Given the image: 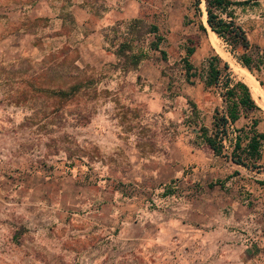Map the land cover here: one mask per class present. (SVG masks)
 <instances>
[{"label":"rangeland","instance_id":"374dc122","mask_svg":"<svg viewBox=\"0 0 264 264\" xmlns=\"http://www.w3.org/2000/svg\"><path fill=\"white\" fill-rule=\"evenodd\" d=\"M141 3L101 66L48 41L46 0H0V264H264V149L255 168L231 160L264 109L229 124L216 155L202 134L227 104L184 65L219 55L243 81L230 59L248 70L247 54L264 84V0L233 7L249 49L200 29L205 0L200 15L194 0Z\"/></svg>","mask_w":264,"mask_h":264},{"label":"trees","instance_id":"16d2710c","mask_svg":"<svg viewBox=\"0 0 264 264\" xmlns=\"http://www.w3.org/2000/svg\"><path fill=\"white\" fill-rule=\"evenodd\" d=\"M205 2L208 27L231 47L235 48L236 46H241L244 49H249L251 47L250 40L246 31L236 22L233 7L257 2V0H205ZM200 5L201 0H194V6L199 15L203 13ZM141 22H143L142 19H137L133 20L131 24L135 26ZM199 27L203 32H207L208 27L203 23H201ZM153 29L155 34H157V27L153 26ZM140 35L139 37L141 38ZM137 39L138 38H132L130 42H125L123 44V49L129 50L132 53L130 56H127V58L134 68L139 66L147 53L143 50L138 52L135 51L133 42ZM157 39L159 41L162 38L158 37ZM158 44L159 42L152 45L155 49L159 50ZM122 53L123 52L120 50L117 52L120 56H122ZM163 54L167 57L165 52H163ZM238 60L244 67L253 73V60L251 56L245 54L239 57ZM184 65L189 79L193 76H198L205 87L221 88L222 90L221 95L224 102L227 104L226 113L220 115L219 109H217L214 116V133L209 135L207 129H204L202 135L205 143L216 155H223V139L228 136L229 124H234L239 121L243 111L247 112L249 110L261 109L253 99L249 86L235 79L229 63L224 61L219 55L209 58L207 63H205L198 72L187 58L184 59ZM260 83L263 86V82L260 81ZM259 123L260 120H253L249 131L245 132L246 144H243V138L241 136L237 137L235 150L231 156V160L235 164L255 168L257 166L254 163L262 159L264 132L258 131L257 126Z\"/></svg>","mask_w":264,"mask_h":264},{"label":"crops","instance_id":"0c3cea01","mask_svg":"<svg viewBox=\"0 0 264 264\" xmlns=\"http://www.w3.org/2000/svg\"><path fill=\"white\" fill-rule=\"evenodd\" d=\"M46 4L49 26L54 27H48V41L60 44V48L64 45L76 47L79 51L76 60L78 65L116 64L119 58L118 54L110 51L113 50L110 44L111 33L115 32L119 23L122 25L144 18L141 0H46ZM37 17H42V14ZM138 40L133 42L134 45ZM59 47L54 45L55 49ZM260 125L257 126L258 131L264 132ZM218 184L223 183L214 185Z\"/></svg>","mask_w":264,"mask_h":264},{"label":"bare ground","instance_id":"6f19581e","mask_svg":"<svg viewBox=\"0 0 264 264\" xmlns=\"http://www.w3.org/2000/svg\"><path fill=\"white\" fill-rule=\"evenodd\" d=\"M211 33H212V37H213L212 41L214 42L215 45H217L216 39H215V36H217V35L214 32H212V30H211ZM227 55H229V54H227ZM227 55L224 54V56L226 58H227ZM230 62H231L232 67L237 72V75L240 78H242V80L249 86L251 93H252L254 99L256 100V102L258 103V105L264 109V90L262 89L260 84L257 82L255 77L248 70H245L242 68L240 69L239 67H237L235 65L233 59H230Z\"/></svg>","mask_w":264,"mask_h":264}]
</instances>
